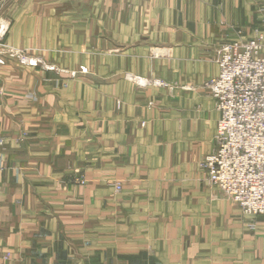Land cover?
<instances>
[{"label":"crops","instance_id":"crops-1","mask_svg":"<svg viewBox=\"0 0 264 264\" xmlns=\"http://www.w3.org/2000/svg\"><path fill=\"white\" fill-rule=\"evenodd\" d=\"M255 31L264 0H12L0 264H264V215L252 229L199 165L215 147L216 47Z\"/></svg>","mask_w":264,"mask_h":264},{"label":"built area","instance_id":"built-area-1","mask_svg":"<svg viewBox=\"0 0 264 264\" xmlns=\"http://www.w3.org/2000/svg\"><path fill=\"white\" fill-rule=\"evenodd\" d=\"M235 32L240 34V30ZM1 36L0 64L7 56L21 59V53L3 44ZM22 61L30 65L38 62L26 57ZM214 61L218 74L204 86L215 100L219 119L214 150L200 166L207 182L253 221L258 214H264V34L255 31L245 40L221 41ZM126 77L139 87L167 85L135 74ZM73 180L79 181L75 176Z\"/></svg>","mask_w":264,"mask_h":264},{"label":"rangeland","instance_id":"rangeland-1","mask_svg":"<svg viewBox=\"0 0 264 264\" xmlns=\"http://www.w3.org/2000/svg\"><path fill=\"white\" fill-rule=\"evenodd\" d=\"M11 1L12 0H0V35H1V33L3 32V29H4V22L6 21V19H7V10H8V7H9V5H10V3H11ZM214 143H215V137H214ZM204 159V158H203ZM202 159V160H203ZM201 160V161H202ZM199 165H200V163H199ZM202 169V168H201ZM75 170V172H77V175L75 176V177H77L78 179H79V181L77 182L76 180H73V182L74 183H76V184H80V185H85L86 184V182H87V179H86V176L85 175H83L82 174V172L79 170V169H74ZM204 170V169H203ZM205 171V170H204ZM206 173V172H205ZM76 179V178H75ZM205 179H206V177H205ZM83 181V182H82ZM207 181V180H206ZM208 183V182H207ZM116 184V185H115ZM117 184L120 186V189H121V187H122V184H121V182H119V181H116V182H114L113 183V185H114V189L116 190V191H119V190H117ZM209 184V183H208ZM210 185V184H209ZM210 186H212L213 188H215V189H217L215 186H213L212 184L210 185ZM219 191V190H218ZM224 196V195H223ZM225 197V196H224ZM226 199H228L227 197H225ZM229 201H231L230 199H228ZM232 203H234L233 201H231ZM235 204V203H234ZM235 205H237V204H235ZM238 207V206H237ZM240 210V209H239ZM241 212V211H240ZM242 213V212H241ZM242 214H244V213H242ZM244 215H246V214H244ZM258 215H264V214H258ZM257 215V216H258ZM247 216H249V215H247ZM250 217V216H249ZM250 219H251V217H250ZM254 221V220H253ZM252 221V219H251V223H253V227H251V223L249 224V226L252 228V229H254V222Z\"/></svg>","mask_w":264,"mask_h":264}]
</instances>
